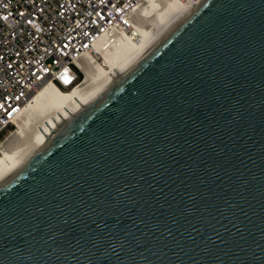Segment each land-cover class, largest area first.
Here are the masks:
<instances>
[{"label":"water","instance_id":"obj_1","mask_svg":"<svg viewBox=\"0 0 264 264\" xmlns=\"http://www.w3.org/2000/svg\"><path fill=\"white\" fill-rule=\"evenodd\" d=\"M0 264H264V0H201L21 155Z\"/></svg>","mask_w":264,"mask_h":264},{"label":"built area","instance_id":"obj_2","mask_svg":"<svg viewBox=\"0 0 264 264\" xmlns=\"http://www.w3.org/2000/svg\"><path fill=\"white\" fill-rule=\"evenodd\" d=\"M147 1L0 0V136L42 86L76 88L83 74L79 63L93 59L100 39H130L132 17Z\"/></svg>","mask_w":264,"mask_h":264},{"label":"bare ground","instance_id":"obj_3","mask_svg":"<svg viewBox=\"0 0 264 264\" xmlns=\"http://www.w3.org/2000/svg\"><path fill=\"white\" fill-rule=\"evenodd\" d=\"M196 7L192 0L145 2L132 17L135 33L130 39L119 34L102 38L94 46L93 59L80 61L85 79L76 88L63 94L51 84L42 86L15 121L18 129L0 145V176L21 155L102 97Z\"/></svg>","mask_w":264,"mask_h":264},{"label":"rangeland","instance_id":"obj_4","mask_svg":"<svg viewBox=\"0 0 264 264\" xmlns=\"http://www.w3.org/2000/svg\"><path fill=\"white\" fill-rule=\"evenodd\" d=\"M85 79V74L83 72L82 76H81V81H83ZM68 91H63V94H67ZM69 93V92H68ZM18 129L17 124H15L14 126L9 127L6 131L3 132V134H1L0 136V145H2V143L11 136V134H13L16 130Z\"/></svg>","mask_w":264,"mask_h":264}]
</instances>
